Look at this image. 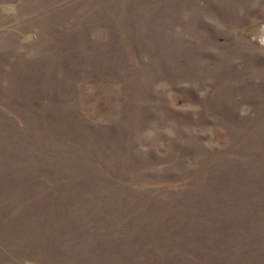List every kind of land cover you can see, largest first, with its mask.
Instances as JSON below:
<instances>
[{"label":"rangeland","instance_id":"1","mask_svg":"<svg viewBox=\"0 0 264 264\" xmlns=\"http://www.w3.org/2000/svg\"><path fill=\"white\" fill-rule=\"evenodd\" d=\"M0 264H264V0H0Z\"/></svg>","mask_w":264,"mask_h":264}]
</instances>
